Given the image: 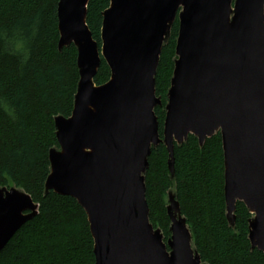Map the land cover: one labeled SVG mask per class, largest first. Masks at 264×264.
<instances>
[{"label":"water","instance_id":"1","mask_svg":"<svg viewBox=\"0 0 264 264\" xmlns=\"http://www.w3.org/2000/svg\"><path fill=\"white\" fill-rule=\"evenodd\" d=\"M90 0H59V49L78 51L80 80L70 117L55 118L59 147L49 152L46 192L71 196L86 211L95 264H206L171 192L167 240L150 220L145 174L153 148L190 135L221 134L229 223L237 202L252 248L264 251V0H110L101 46L87 23ZM179 20L163 134L156 75ZM102 59L110 79L96 85ZM39 213L25 190L0 185V252Z\"/></svg>","mask_w":264,"mask_h":264},{"label":"trees","instance_id":"2","mask_svg":"<svg viewBox=\"0 0 264 264\" xmlns=\"http://www.w3.org/2000/svg\"><path fill=\"white\" fill-rule=\"evenodd\" d=\"M59 0H0V185H14L39 204L0 252V264H95L94 239L84 208L71 196L46 192L49 152L59 147L55 118L70 117L80 80L78 51L59 49ZM110 0H90L87 23L101 46L102 13ZM178 19L164 44L156 75L163 106L156 114L163 134L166 90L174 68ZM111 70L104 59L94 78L106 83ZM161 143L153 148L145 174L150 220L170 238L167 196L175 191L193 246L208 264H264V251L252 248V214L237 202L235 224L227 217L224 152L217 133L203 146L190 135L175 146V175Z\"/></svg>","mask_w":264,"mask_h":264},{"label":"rangeland","instance_id":"3","mask_svg":"<svg viewBox=\"0 0 264 264\" xmlns=\"http://www.w3.org/2000/svg\"><path fill=\"white\" fill-rule=\"evenodd\" d=\"M103 20V19H102ZM179 21V20H178ZM175 23V22H174ZM178 24H179V22H178ZM174 25V24H173ZM178 31H179V26H178ZM177 37H178V35H177ZM176 43H177V38H176ZM175 48H176V45H175ZM177 58V56H176V50H175V57H174V67H175V59ZM173 71H174V68H173V70H172V74H171V77H170V81H169V86H168V89L166 90V94H165V98H166V103H165V105H164V109H165V117H166V104H167V102H168V91H169V88H170V86H171V79H172V77H173ZM160 97H161V99L163 100V98H162V96L160 95ZM163 102V101H162ZM163 106V105H162ZM162 106H159V107H162ZM165 120V119H164ZM163 125H164V123H163ZM225 180V179H224ZM14 185H8V186H1V187H7V188H10V187H13ZM169 192H171V193H173V194H175V191L173 190V189H171ZM167 202L169 203V195L167 196ZM168 205V204H167ZM253 216V215H252ZM251 216V217H252ZM170 219V218H169ZM153 224V223H152ZM170 226H171V220H170ZM170 226H169V232H170V236H171V231H170ZM155 227V226H154ZM155 228H159V229H161V231H162V233H163V235H164V237L166 236L165 235V233H164V231H163V229L160 227V226H157V227H155ZM168 239V238H167ZM167 239H165V240H167ZM204 262V261H203ZM206 263V262H205ZM206 264H208V263H206Z\"/></svg>","mask_w":264,"mask_h":264}]
</instances>
